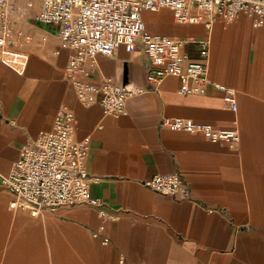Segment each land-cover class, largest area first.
<instances>
[{
	"label": "crops",
	"instance_id": "crops-1",
	"mask_svg": "<svg viewBox=\"0 0 264 264\" xmlns=\"http://www.w3.org/2000/svg\"><path fill=\"white\" fill-rule=\"evenodd\" d=\"M10 3L11 32L0 47V264H264V25L240 13L217 17L207 30L202 22L174 21L166 8L144 12L147 33L184 39L192 59H201L194 41L209 37V78L234 89L237 108L212 86L179 93L173 75L150 84L149 58L137 41L86 64L88 80L98 83H123L126 66L125 83L140 88L114 116L99 103L77 101L65 73L71 50L59 46L54 25L36 20L41 0ZM64 108L74 113L75 139L89 137V192L115 219L83 203L37 216L9 206L3 178ZM163 117L233 128L240 139L172 131ZM169 173L183 179L188 195L143 185Z\"/></svg>",
	"mask_w": 264,
	"mask_h": 264
},
{
	"label": "built area",
	"instance_id": "built-area-1",
	"mask_svg": "<svg viewBox=\"0 0 264 264\" xmlns=\"http://www.w3.org/2000/svg\"><path fill=\"white\" fill-rule=\"evenodd\" d=\"M10 0H0V47L11 32ZM169 9L178 23H203L207 30L214 19H232L240 13L252 17L254 27L264 25V0H41L36 20L57 28L60 47L71 50L65 73L71 79L76 99L83 105L99 103L110 115L125 113L127 99L140 88L115 83L110 78L101 82L88 80L87 62L97 55L110 56L119 47L130 51L139 41L149 58L147 81L156 85L168 75L178 78V92L197 94L208 86L222 93L223 100L235 110V91L225 83L209 78L206 60L210 39L195 40L200 60L183 51L184 39L146 32L144 12ZM160 124L172 131L196 133L212 142L236 143L239 133L233 128H217L210 123L183 117H163ZM89 137H74V113L61 109L52 128L26 143L12 165L3 186L11 194V209H26L32 216L58 207L83 203L98 214L115 219L116 213L105 210L91 196L92 177L84 168ZM143 185L155 192L188 195L189 188L177 173L156 174ZM103 229V225L99 226ZM97 236V232L93 233ZM107 238L103 239L106 243Z\"/></svg>",
	"mask_w": 264,
	"mask_h": 264
},
{
	"label": "water",
	"instance_id": "water-1",
	"mask_svg": "<svg viewBox=\"0 0 264 264\" xmlns=\"http://www.w3.org/2000/svg\"><path fill=\"white\" fill-rule=\"evenodd\" d=\"M127 80V67L124 66V70H123V83H125Z\"/></svg>",
	"mask_w": 264,
	"mask_h": 264
},
{
	"label": "bare ground",
	"instance_id": "bare-ground-1",
	"mask_svg": "<svg viewBox=\"0 0 264 264\" xmlns=\"http://www.w3.org/2000/svg\"><path fill=\"white\" fill-rule=\"evenodd\" d=\"M11 52H12V53H15V54H16V53H18V52H17V51H15V50H12ZM15 56H16V55H15Z\"/></svg>",
	"mask_w": 264,
	"mask_h": 264
},
{
	"label": "rangeland",
	"instance_id": "rangeland-1",
	"mask_svg": "<svg viewBox=\"0 0 264 264\" xmlns=\"http://www.w3.org/2000/svg\"><path fill=\"white\" fill-rule=\"evenodd\" d=\"M21 4V3H20ZM13 50H15V49H13ZM19 209H21V208H19ZM46 215V214H45Z\"/></svg>",
	"mask_w": 264,
	"mask_h": 264
}]
</instances>
